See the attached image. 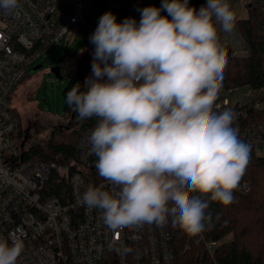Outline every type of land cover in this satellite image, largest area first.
Wrapping results in <instances>:
<instances>
[{
	"label": "clouds",
	"instance_id": "obj_1",
	"mask_svg": "<svg viewBox=\"0 0 264 264\" xmlns=\"http://www.w3.org/2000/svg\"><path fill=\"white\" fill-rule=\"evenodd\" d=\"M18 7L19 0H0V12ZM140 12L138 24L118 23L110 11L99 18L86 90L77 84L66 93L79 118L98 119L89 136L95 166L118 189L90 186L81 202L102 210L109 229L171 218L195 236L211 219L209 201H233L249 162L236 114L214 111L226 65L216 24L230 33L235 13L228 0H207L199 10L189 0H163ZM23 250L15 234L0 238V264H17Z\"/></svg>",
	"mask_w": 264,
	"mask_h": 264
},
{
	"label": "built area",
	"instance_id": "obj_2",
	"mask_svg": "<svg viewBox=\"0 0 264 264\" xmlns=\"http://www.w3.org/2000/svg\"><path fill=\"white\" fill-rule=\"evenodd\" d=\"M191 1L197 10L207 3V0ZM162 2L19 0L14 13L0 12V238L8 239L15 234L23 240L24 250L17 264H211L219 243L206 240L203 232L189 235L174 226L171 218L164 226L145 223L113 230L104 224L102 210L88 209L82 204L81 197L90 186H103L102 190L113 194L118 191L99 175L95 166L98 158L91 150L89 136L98 119L93 123L85 119L78 126L73 162L49 164L24 160L27 142L10 108L11 96L28 76V69L38 65L52 47L64 39H76L94 53L90 36L105 12H112L118 23L132 18L138 24L140 10L149 6L159 8ZM228 3L235 13V27L227 33L217 23L219 43L233 49L234 56L247 57L249 48L238 21L248 18L251 9L264 14V0H228ZM244 10L247 15L241 18ZM161 15L168 14L161 11ZM231 92L227 91L214 105V111L230 109ZM253 106L258 109L261 104ZM238 135L250 150L264 148L263 126L239 130ZM53 172L71 187V198L65 204L43 196ZM181 242L185 252L203 248L204 254L196 251L199 262L194 256L187 260L179 252Z\"/></svg>",
	"mask_w": 264,
	"mask_h": 264
},
{
	"label": "trees",
	"instance_id": "obj_3",
	"mask_svg": "<svg viewBox=\"0 0 264 264\" xmlns=\"http://www.w3.org/2000/svg\"><path fill=\"white\" fill-rule=\"evenodd\" d=\"M191 3L189 0L190 7ZM238 28L248 45L249 55L234 56L233 49L223 46L226 65L219 96L222 90L227 92L249 87L252 91H260L264 88V14L251 9L248 18L238 21ZM71 88L72 84L65 89V99ZM256 103L261 104V107L255 109L253 105ZM230 109L236 114L233 126L238 130L264 127V95L259 94L251 102L231 106ZM66 110H69L67 102ZM14 112L19 120L17 112ZM96 120V117H92L88 123ZM78 133L79 129L69 132L54 130L45 145H30L24 151L23 158L49 164L71 163L76 158ZM43 196L46 199L56 198L65 204L71 198L69 182L51 173ZM202 198L207 199L206 196ZM206 211L211 219L203 234L206 240L219 243L214 258L210 259L211 264H264V157L250 150L249 162L238 188L233 192V201L228 205L209 201ZM228 236L232 238L226 241ZM185 250L181 242L179 252L184 253L187 260L194 256L193 259L199 262L195 256L196 251L204 254L201 246L194 247L191 252ZM205 262L209 263L207 258Z\"/></svg>",
	"mask_w": 264,
	"mask_h": 264
},
{
	"label": "rangeland",
	"instance_id": "obj_4",
	"mask_svg": "<svg viewBox=\"0 0 264 264\" xmlns=\"http://www.w3.org/2000/svg\"><path fill=\"white\" fill-rule=\"evenodd\" d=\"M246 15L244 10L240 17L245 18ZM54 59L63 60L62 80L50 71ZM92 60L93 52L90 48L76 39H64L39 61L38 65L42 64L41 69L35 71L37 65L28 69V76L15 88L10 101V108L19 116L28 147L45 145L54 130L69 132L78 129V126L85 122L73 108L69 107V110H66L63 93L70 84L73 85V82V86L77 85V82L81 85L83 81L79 76L85 82V79L92 75ZM85 90V86L82 85L80 91ZM221 92L215 104L226 96L225 91ZM259 94L264 95V88L260 91H252L249 87L239 88L230 94L231 106L247 104ZM256 154L264 157V148H258ZM231 238L232 236H228L225 240L229 241Z\"/></svg>",
	"mask_w": 264,
	"mask_h": 264
},
{
	"label": "water",
	"instance_id": "obj_5",
	"mask_svg": "<svg viewBox=\"0 0 264 264\" xmlns=\"http://www.w3.org/2000/svg\"><path fill=\"white\" fill-rule=\"evenodd\" d=\"M55 61H56V59L53 60V62H55ZM58 61L61 62L62 59H59ZM41 68H42V64H39V65H37V66L34 68V70L36 71V70H39V69H41ZM50 71H51V73L54 74L58 79L62 80L61 69H60L59 67H52ZM79 78H80L81 81L83 80L82 77L79 76Z\"/></svg>",
	"mask_w": 264,
	"mask_h": 264
},
{
	"label": "flooded vegetation",
	"instance_id": "obj_6",
	"mask_svg": "<svg viewBox=\"0 0 264 264\" xmlns=\"http://www.w3.org/2000/svg\"><path fill=\"white\" fill-rule=\"evenodd\" d=\"M63 60L61 62L58 61V59H56V61L54 62V65L52 67H59L61 69V64H62ZM83 82L81 83L80 85V90L82 89V85H84V79L82 80ZM78 84V82L76 83ZM73 85H74V82H73ZM72 85V87H73Z\"/></svg>",
	"mask_w": 264,
	"mask_h": 264
}]
</instances>
